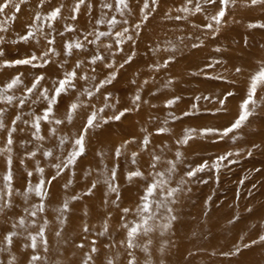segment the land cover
I'll return each mask as SVG.
<instances>
[{
    "label": "bare ground",
    "instance_id": "obj_1",
    "mask_svg": "<svg viewBox=\"0 0 264 264\" xmlns=\"http://www.w3.org/2000/svg\"><path fill=\"white\" fill-rule=\"evenodd\" d=\"M203 1L192 0L191 3H188L187 0H160L158 3H152L151 0H147L148 7H144L145 0H125L124 4L121 3V0H84L82 4L79 3V0H8V6L3 11H0V37L4 38L3 43H0V50L3 51V55L0 56V90H5L6 94L12 96L13 99L9 102L0 96V120L6 125V128H0V160L8 163V158L10 157L11 163H8V170L0 172V179L10 171L13 181L10 188L7 186L8 184H5V186L0 187V190L11 193L10 200L13 207L7 210V217L0 214V217H4L8 221V223H4L0 219V249H3L0 251V264H8L12 256L15 257L14 264H29L25 262V258L32 254H38L43 258L36 262V264H83L80 260L82 259L84 261L87 256L84 255V250H86L85 246L90 245V243H96L101 239L107 240V238H116L118 236L127 237L129 229L135 227L132 223L135 219V212L132 206L128 205L127 209H130V211L124 213L122 211L124 208H121L123 203L120 199L122 195L133 197L136 195L135 192H138L140 185H142L140 183L142 182L140 177L136 180H129L127 170H124L128 169L131 172L134 169H129L128 164H124L120 167L122 172L121 176H118L113 168V172L117 177V179L115 177L114 179L118 180L120 185H122L120 191L117 193L108 190L106 186L107 175L103 174L102 170L95 171V173L91 171L98 164L99 160L96 157L88 161L82 159V157H76L71 167L64 164L69 160L71 155L62 162L55 161L54 157L58 150H64L67 147L72 148L70 140L76 134V130L82 127L81 116L86 117L89 114L87 113L86 105L92 98L94 99L99 96L95 100H99L100 102H95V105L97 108L102 106L103 110L111 108L106 105L117 106L129 104L130 107L135 105L133 103V96H124V94H128V91L125 90L115 95L116 89L114 85H104L98 92L95 91L99 87L100 82L104 81L103 78L111 73L104 71L106 66L100 67L101 70H98L96 75L87 76L89 79H81L82 76H86L82 71L86 70L87 65L93 64V55L102 56L106 60L107 57H113L114 59L117 57L122 58L135 51V57L131 60L135 69L139 66H148L150 62H152V67L154 68L157 62L159 64L158 67L163 68L162 71H174L175 76L178 78L171 76L173 79H167L158 77V75L152 77L147 74L146 79L149 83L148 86H151V91L142 90L138 87V90L135 92L136 95L139 94V102L142 103L139 104L141 107L136 110L137 118H143L148 124H151L155 119L153 113L156 116L161 114V116L167 117L168 114L173 115L178 109L176 105L166 108L172 104L163 105L162 102L155 104V97L163 93L168 95L174 94L175 91L179 92L189 89L194 83L201 82L203 85L202 80H197L195 77L191 78L192 81L187 80L184 75L189 72V68L196 70L203 62L202 46H198L195 54H189L186 49L193 41L187 38L196 37L199 33L201 34L203 32L204 19L206 20L205 24L210 23L208 22V17L215 13V9L206 12L207 9ZM241 1L238 4L241 7L238 8L244 12L241 18H244L247 22L251 17L248 11H261L264 9V5L262 4L250 6V1H247L248 3ZM5 2L6 0H0V4H4ZM197 4L201 6L203 11H197L196 13L194 12L195 7L191 9V6ZM77 5L79 11H73L74 6ZM105 5L109 6L105 7ZM133 7L135 8L134 10ZM185 7L189 11H184L183 9ZM17 8L19 9L18 11ZM56 8L60 9V14L55 19H51L50 14ZM147 11H153L154 14L146 20L144 13ZM203 13L207 14L203 16ZM36 17H39V19H36ZM176 17L181 18L177 19ZM235 19H225L222 29H224V26L225 28L235 26ZM143 21L145 22L143 23ZM190 22L194 25H202L199 32L198 30L192 29ZM139 29L141 30L140 33L137 31ZM170 29H182L185 32L183 37L187 38L185 39L182 36L178 37ZM121 32L124 33L123 37L117 35ZM101 33H105V35H101ZM23 36H28V39H21ZM128 36H132L133 39L130 41L127 40ZM136 36L137 39L135 40ZM82 39L86 40L85 44L83 42H77V40ZM121 39L124 40V43H118ZM183 41L186 42L185 46L182 45ZM163 42L166 43L164 48H162ZM77 43L82 44L83 47L76 48L75 45ZM69 45L73 47L70 48ZM45 52H47L46 56L44 55ZM30 54H34L37 57L32 64L11 63L10 66H5L4 64L5 61L14 62L20 59H29L26 56ZM144 54H147L150 59H145ZM173 56L176 58L173 62L165 61L166 57ZM236 57V55L231 54L227 56V59L236 62ZM62 59L66 61L63 62ZM98 62L100 61L96 63ZM77 63H80L79 68H76ZM105 63L108 64L110 61ZM165 64H167V67H163ZM73 69H76V78L73 80L74 87L69 92L57 97V102L54 105H48L42 93L47 90L48 96L51 98L53 96L54 82L62 79L65 72H71ZM146 73L149 72H145L143 69V72H140V75L137 76H141L144 79ZM16 76H20L22 83L8 89L7 84ZM41 76L44 79L40 80L37 87L29 92L27 89L31 88L35 79ZM131 76L134 75L131 73ZM119 77L129 78L130 76L128 74L122 76V72H120ZM131 81L140 82L141 79L132 78ZM128 82L131 83L130 81ZM158 87H161L163 92L156 93L153 90ZM89 92H95V95H89ZM193 92L195 94L198 92L203 93V88H195ZM67 96H69V100L76 101L80 105L72 113L76 115V118H72L71 120L66 118L69 106V100H66ZM171 97L172 95L167 98ZM146 99H149V103L151 104L149 113H146L143 107V102ZM49 106L52 107V113L49 114V119L40 120L39 127L34 128V118L43 115L44 110ZM18 116L20 119H16ZM124 116L128 120L127 126H123L118 122L107 121L106 124H103L104 134L113 137L116 135L124 136V134H130L135 143L139 140L141 142L144 137L143 133L146 131L139 126L135 116ZM197 119L201 120V118ZM56 120H60L62 123L57 124L55 123ZM182 122L184 123V120H179V122L174 121V125L172 126L181 125ZM9 128L15 129V131L11 132V145L7 144V137L9 135L7 129ZM53 129L55 130L54 134ZM259 135L263 134L260 133ZM38 136L42 137V139H38ZM1 144H4V146ZM86 147L92 153L97 149L101 150L104 148L109 151L115 150L116 148L129 151L133 148L129 144L118 141H112L108 144L100 143L90 145V147L86 144ZM46 152H51L52 155H44ZM29 153H35V155L32 156ZM90 155L92 154L90 153ZM127 156L132 160L134 159L131 154ZM21 161L27 165H24ZM56 164H60L61 169L56 179L51 183H47L49 189L46 196L42 197L35 192H28L26 197L22 195V193L27 191L29 185H36L40 182L41 173L37 171L38 168L45 167L43 170V178L47 182L51 178L50 176L57 173L54 172V170L56 171L54 167ZM113 165L115 166V164ZM23 167H26L25 172L31 173V175L25 174V172L20 173ZM142 167L144 168L145 166L142 165ZM107 168L109 170L112 168V165H108ZM86 169L89 170V173L84 176L82 173ZM159 169L160 166L155 167V170ZM81 170L82 172H80ZM17 174H23L24 180L17 181L15 176ZM71 175L73 177L78 175L83 177L84 181L89 183V187L100 194L99 198H97L100 202H97L96 207L94 206L92 209L89 207L88 202L84 203V201L80 202L75 199H69L67 201L68 208L64 212V215L65 218H70V221L69 223L64 222L62 224L57 220L61 214L58 209L65 202L64 197L60 195H71L77 186L75 179L73 177L71 179ZM147 183L150 184L149 182ZM93 184H95V187H92ZM153 197V202L164 200L165 192L162 193L156 190L149 197V200H152ZM113 201L116 203L114 204ZM141 202L144 204L142 199ZM37 206L43 207L44 210L42 212L47 211L50 218L44 229L45 231L43 229H36L32 231V235H36L38 231H43L47 239V251L41 249L42 246L40 245L39 236H37V248L35 250L29 251L24 247L26 243H29L28 229H32L31 222L39 219L41 216L40 211L38 212L37 210ZM82 208L88 210L95 217V222L88 224L89 229L91 228L93 230L92 233H90V230L87 232H82L81 230L76 231L72 227V223L75 220L73 215L79 214L78 212ZM25 209L37 211V215L30 217L28 212L24 211ZM17 211L22 212L23 215H16ZM156 211L160 210L157 209ZM263 211L264 206H261L257 211L243 217L242 222L239 220L236 223H227L221 230L209 236L215 242L222 245L221 248H226V246L230 245V238L235 236L240 229L247 231H252L253 229L256 232L258 225L257 228L252 226L255 223L258 224V219H255ZM171 213L172 216L180 214L178 210H172ZM223 214L222 209L216 210L211 207L208 210V215L213 219L221 218ZM157 215H159V212H157ZM22 216H24L25 225L16 229L20 235L13 238V243L10 248L5 247L3 242L4 236L2 237V235L11 227L12 222L19 220ZM106 217L113 218L115 222H106ZM120 224L123 225L120 227ZM124 225L128 227L126 228ZM81 226H84V224ZM177 226L176 222H172V228H176ZM105 228H107V231H105ZM178 229L185 230L186 225L181 223ZM164 230V227L155 226V229L147 232V234L152 236L156 232ZM58 231L60 232L59 236L56 235ZM23 232H27V234ZM101 232H104V234L101 235ZM233 232L236 233L233 234ZM134 238L132 239L134 247L129 248L130 250L126 249V252L123 249L117 250L116 255L122 256V254L129 255L131 253L132 255L129 256L132 258L137 257L140 250L145 251L147 244L144 241L139 243ZM74 242L79 245L82 244L83 247L81 248L78 245L76 249V247H73ZM119 248L121 246L116 245L114 249ZM240 250H242L241 246ZM104 251L101 253H112V247L104 246ZM262 252H264V242L260 245L251 246V250L247 254L241 251L243 255H257ZM99 254V251L93 252L91 255L92 259L93 257L97 258ZM165 254L166 251L158 247L148 251L145 256L149 257L148 260L157 261L158 258ZM164 260L167 263L168 257H165ZM171 264L173 263L171 262Z\"/></svg>",
    "mask_w": 264,
    "mask_h": 264
},
{
    "label": "rangeland",
    "instance_id": "obj_2",
    "mask_svg": "<svg viewBox=\"0 0 264 264\" xmlns=\"http://www.w3.org/2000/svg\"><path fill=\"white\" fill-rule=\"evenodd\" d=\"M151 1L152 3H158L160 0ZM239 1L240 0H235V3L229 6L221 24L217 25L214 21L208 19V22H212L214 27L207 28L205 27L207 23L205 24L206 20L204 19L203 32H201V34L199 33L200 35L198 34L196 37H183L185 35V32L182 31L183 28L177 30L170 29V31L178 35V37L182 36L185 39L193 40L191 45L186 47L189 54H195V51L198 50V46L203 47V62L201 66L196 70L189 68V72L184 74L186 76L185 79L191 80V78L195 77L197 80H202L203 85L201 82L194 83L189 89L179 92L175 91L174 94L168 95L163 93L154 98L156 101L155 104H157V102H162L163 105H169L168 102L170 100L179 97V100L171 106L166 107L170 108L176 105L178 109L173 115L168 114L166 117L161 116V114L156 116L153 113L155 119L151 124H148L143 118H137L138 115L136 110L141 107L139 104H142L139 102L140 100L136 102L133 107H130L129 104H125L103 110L102 106L97 108L95 105V102H100L99 100H95L99 97L97 96L87 103L86 110L89 114L86 117L81 116L80 120L82 122V127L76 130V134L70 140V145L72 148H75V140L77 138L83 139L84 151L78 158L82 157V159L88 161L96 157L99 160L98 164H96L91 171L95 173V171L102 170V173L107 175V180L112 179L111 176H113L114 173L113 168L116 174L121 176L122 172L120 167L124 164H128L129 169H134L131 172L138 170L143 173L142 176L132 178V180H136L140 177L142 180V182H140L142 185H140L138 192H135L136 195L133 197L122 195L120 198L123 203L121 208L125 209L128 205H131L135 212V219L132 222L133 225H141V230L134 240L139 241V243L144 241L147 244L145 246V251L140 250L137 254L138 256L134 257L135 264H171V262L173 264H264V252L257 255H243L241 253V251H243L247 254L248 251L251 250V246L260 245L264 242V240L260 239L261 236H264V211L259 213L255 219H258V224L255 223L252 226L257 228L258 225L256 232L253 231V229L252 231L240 229L237 233L233 232V234H236L230 238V245L226 246V248H221L222 245L215 242L211 236H209L221 230L227 223H236L239 220L242 222V218L247 214L253 213L261 206H264V84L256 88L254 96L256 104L248 105L253 115L250 116L241 127L221 138L223 130L229 127L239 117L241 112L240 106L248 96L250 77L259 70L261 64H264V28L258 26L264 24V9L261 11H248L251 17L247 22L244 18H241L244 12L239 10L241 7L238 6L240 3ZM247 1L250 0H242L241 2L248 3ZM203 4H205V8L207 9L206 12L214 9L204 1ZM249 5L254 6L251 5V3ZM194 7H196V5L191 6V9ZM134 9L133 7V10ZM194 12L197 13L195 10ZM153 14V11H147L144 13V17L147 20ZM206 14L207 13H203V16ZM227 18H236L234 21L235 26L228 28L224 26V29H222V25ZM145 21H143V23ZM190 24L192 29L198 30V32L202 28V25H194L191 22ZM252 24L257 25V27H249V25ZM213 29L217 30L213 31ZM137 31L140 33L141 30L139 29ZM136 39L137 36L135 37V40ZM77 42H83V44H85L86 40H77ZM165 45L166 43L163 42L162 48H164ZM182 45L185 46L186 42L183 41ZM193 45L198 46L194 47ZM217 49L220 51H217ZM190 50L193 51L190 52ZM135 54L136 52L133 51L131 54L122 58L117 57L114 59L113 57H107L104 61L87 65L86 70L82 72H84L86 76L96 75V72L101 70L100 67L106 66L107 64L105 62L110 61L113 67H106L104 71L114 72L115 79H113L109 85H114L116 89L115 95L125 90L128 91V94H124L125 97H135V92L138 90V87L142 90L151 91V86H148L149 83L146 79L147 74L152 77L158 75V77L167 79L178 78L175 76L176 74H174V71H162L163 68H159L157 62L154 68L152 67V62H150L148 66H139L137 69L134 68L132 61L124 63L126 57L131 55L133 59ZM231 54L237 56L235 58L237 60L236 62L227 59V56ZM33 55L34 54H30L26 56V58H31ZM144 56L145 59H150L147 54H144ZM175 59L176 58L172 59L171 62ZM62 60L63 62L66 61L65 59ZM165 61L168 62L169 57H166ZM121 64H124L122 68L120 67ZM236 68H240L241 71L237 73L235 71ZM143 69L145 72H149L144 75V79L141 76H137L140 75V72H143ZM120 72H122V76L128 74L130 77L118 78ZM131 73L134 76H131ZM108 76L109 75L105 76L103 80ZM171 76H173V78H171ZM132 78H140L141 81L132 82ZM201 87L203 88V93L198 92L195 94L193 92L195 88L201 89ZM153 90H155L156 93L163 92L161 87L154 88ZM228 93H232V95L228 96ZM171 95V98H167ZM197 97H199V99H197ZM224 97H227V99L221 104L219 101ZM66 100H69V96L66 97ZM70 102L73 101L69 100L68 103L70 104ZM149 102V99L143 102L146 113H149L151 110V104ZM193 105H195V108H193ZM125 108L129 109L125 115L135 116L139 126L146 131L143 133L144 137L141 142L139 140L135 143L130 134H124V136L116 135L115 137L104 134L103 124H106L107 121L118 122L123 126L128 125V120L125 116L121 117L120 120L109 119V117L118 114ZM92 113L97 114L95 121L97 126L88 128L86 132H82V129L87 127V117ZM184 113L191 114L185 115ZM72 118H76V115L72 114ZM197 118H201V120ZM164 119L166 120L163 121ZM179 120H184V123L182 122L181 125L172 126L174 125V121L179 122ZM160 128H165L167 131L159 132L158 129ZM208 128L219 131L201 134L203 129ZM189 129L195 130L191 134V139H189L187 143H178V141L184 138L186 130ZM260 133L263 135H259ZM145 137L148 138L147 146L143 143ZM112 141L122 143L131 141L126 144L133 146V148L129 151L120 148L109 151L104 148L101 150L97 149L94 153L86 149V144L90 147V145H97L100 143L108 144ZM1 145L4 146V144ZM68 148L70 147L64 150H58L54 160L62 162L69 157L74 149ZM177 152L181 153L179 157L176 155ZM229 152H231L232 155L229 156L227 160L219 161V167L212 166L213 163L217 161V157L226 155ZM90 153L92 155H90ZM134 153L136 154L135 156H133ZM128 154L129 156L131 154L134 159H130L127 156ZM150 162L153 165L152 167L149 166ZM173 163L175 164V169L170 172L169 168ZM205 163H207L208 167L205 168L204 171L198 172L194 177L186 176L188 170L194 169ZM23 164L27 165L25 163ZM64 164L71 167L68 161ZM113 164H115V166ZM108 165H112V168L109 170L107 168ZM142 165L145 167L141 168ZM156 166H160V169L155 170ZM0 167V172H4V170H8V163L0 160ZM26 167H23L20 173L25 172ZM40 169L44 170L45 167H40ZM60 169H56L54 172L56 173L60 171ZM124 170H127L128 176L130 171L128 169ZM80 172H82V170ZM157 172L162 175L156 176ZM87 173H89L88 169L82 174L85 176ZM25 174L28 173L25 172ZM15 176L17 181L24 180L23 174H17ZM4 177L5 176L0 179V187L8 184ZM72 177L73 175H71V179L74 178L77 185H75V191L71 195L60 196L64 197L65 201L75 198V200L80 202H88L89 207L92 209L94 206L96 207V203L100 202L99 199H97L100 194L90 188L89 183L85 182L84 178L80 175ZM114 177L117 179L115 174ZM116 179H114V186L118 187L120 191L122 185H120V182ZM153 180L166 181V183L156 189L162 193L165 192L164 200L153 202V197L152 200H149L150 210H145L143 213H140L137 211V208L143 207L141 197L146 195L145 189L149 186L147 182L152 183ZM182 180L185 182L181 183ZM12 181L13 179L11 183ZM106 186L109 190L107 183ZM176 188L180 190L175 192L174 195H169V192ZM48 189L49 185L47 184L44 191L48 193ZM211 207L216 210L222 209L224 212L223 216L217 219L210 217L208 215V210L211 209ZM157 209L161 212L156 211ZM169 209L171 211L178 210L180 212L179 215L175 216V220H170L172 213L171 211L169 212ZM157 212H159V215H157ZM19 213L20 211H17L16 215H23L22 212ZM39 213L41 215L39 219L34 220L35 223L31 222L32 229H28V232L31 234L33 233L32 231L36 229L44 230L50 218L47 211L44 213L40 211ZM78 213L79 214L73 215L75 218L72 223L73 229L76 231L81 230L82 232L85 231L84 229H87V231L90 230V233H92L93 230L91 228L89 229L88 224L94 223L95 217L91 215L88 210L83 208ZM60 216L61 214L59 217ZM23 217L24 216H22V218ZM0 219L5 223L6 220L4 217H0ZM57 220L61 222V219ZM145 220L147 223H142ZM69 221L70 218H65L63 214L62 224H64V222L69 223ZM106 222L110 223L115 221L111 217H106ZM172 222H176L178 226L183 223L186 225V229L179 230L178 226L172 228ZM82 224H84V226H81ZM166 224H170V227L165 228L164 225ZM42 225L44 226L43 228L41 227ZM121 225L123 224H120V227ZM155 226L164 227L165 230L156 232L152 236L143 231L144 227H148L150 231H153ZM23 233L27 234V232ZM253 241H255V243H253ZM246 244L248 247H245ZM73 245V247L77 249L79 244L74 242ZM116 245L121 246V248L114 249ZM92 246H95L100 254L97 258L93 257L92 261H89V264H107L109 259L113 260L114 264H125L131 259L129 255H116L117 250L123 249L125 252L126 249L130 250L127 246V237L118 236L116 238H107V240L101 239L96 243H90V245L85 246L86 250H84V255L93 254V252L88 251ZM104 246H111L112 253H101L105 252ZM240 246L242 250H240ZM158 247L164 249L166 254L158 258L157 261L148 260L149 257L145 256V254ZM237 248L239 249L238 253H236ZM27 249L33 251L36 248ZM41 249L47 251L48 247L47 250H45L44 247H41ZM224 253L229 254L225 255ZM32 255L25 258L26 263H29ZM165 257H168L167 263L164 260ZM80 262L83 263V260L81 259Z\"/></svg>",
    "mask_w": 264,
    "mask_h": 264
},
{
    "label": "snow or ice",
    "instance_id": "obj_3",
    "mask_svg": "<svg viewBox=\"0 0 264 264\" xmlns=\"http://www.w3.org/2000/svg\"><path fill=\"white\" fill-rule=\"evenodd\" d=\"M187 2L191 3L192 0H187ZM204 2L206 4H208V5H211L215 9V13L210 15L208 17V19H210L211 21H214L217 25H219V24L222 23L223 17L225 16L226 11L229 9V6L233 5L235 3V0H204ZM79 3L80 4L84 3V0H79ZM121 3L124 4L125 0H121ZM250 3H251V5H257V4L264 5V0H250ZM7 6H8V0H6V2L4 4H0V11H3ZM108 6L109 5H105V7H108ZM144 7H148L147 0H145ZM18 10L19 9L17 8V11ZM183 10L186 11V12L189 11V9L187 7H185ZM73 11H79L78 5L74 6ZM195 11H203V9L201 8V6L199 4H197L196 7H195ZM59 14H60V9L56 8V9H54L51 12L50 18L51 19H55ZM176 18L180 19L181 17H176ZM36 19H39V17H36ZM258 26L261 27V28H264V24H260ZM137 27H139V25H137ZM205 27L213 28V25H212V23H207L205 25ZM249 27H257V25L252 24V25H249ZM216 30L217 29H213V31H216ZM101 35H105V33H101ZM117 35L120 36V37H123L124 33L121 32V33H118ZM3 39H4L3 37H0V43H3ZM21 39L27 40L28 36H23V37H21ZM132 39H133L132 36H128L127 37V40H129V41L132 40ZM118 43H124V40L121 39L120 41H118ZM193 46L197 47L198 45H193ZM69 47L71 48L73 46L69 45ZM75 47L76 48H80V47H83V45L80 44V43H77L75 45ZM109 47H111V46H109ZM121 51H122V49H121ZM217 51H220V50L217 49ZM2 55H3V51L0 50V56H2ZM44 55L46 56L47 52H45ZM174 58H175L174 56L173 57H169V62H171V60L174 59ZM35 59H37V57H35V55H33L29 59H20V60L14 61V62L5 61L4 64H5V66H10L11 63H15V64H32ZM131 59H132V56L129 55L128 57H126L124 63H129L131 61ZM103 60H104V57H102V56H97V55H93L92 56V63L93 64H95L97 61H103ZM123 66H124V64L120 65L121 68ZM79 67H80V63H77L76 68H79ZM106 67L112 68L113 64L109 63V64L106 65ZM163 67H167V64L163 65ZM235 71L237 73H239L241 71V69L240 68H236ZM75 78H76V69H73L71 72H65L62 79L58 80L57 82H54L53 96L51 98H49V96H48V91L45 90L42 93V96L47 101L48 105H54L57 102L56 101L57 97H59L63 93L69 92L70 89L74 87L73 80ZM42 79H44V77H42V76L41 77H37L35 79L34 83L32 84V87L27 89V90L29 92H31L33 89H35L37 87V85L39 84L40 80H42ZM81 79H85L86 80V79H89V77L82 76ZM113 79H115V74L114 73H110L109 76L106 77L104 81L100 82L99 87H97L95 89V91L98 92L100 90V88L104 87V85L110 84ZM20 83H22V80H21L20 76H16V77L12 78L10 83L7 84V88L11 89L15 85H18ZM261 84H264V64H261L259 70L250 77L249 88H248V96H247V99L240 106L241 107V112L239 114V117L229 127L225 128L223 130V132L221 133V138L223 136H227L230 132H233L235 129H238L239 127H241V125L248 119V117L253 115V112L249 110L248 105L249 104H253V105L256 104V100L254 99L255 91H256V88L258 86H260ZM89 95H95V92H89ZM227 95L231 96L232 93H228ZM0 96H2L3 99H5L6 101H9V102H11L12 99H13L12 96H9V95L6 94L5 90H0ZM197 99H199V97H197ZM205 99H207V98H205ZM225 99H227V97H224L219 102L221 104H223ZM139 100H140V96H139V94H137L133 98V103L136 104V102H138ZM177 100H179V97L175 98L174 100H170L168 103L171 105V104L175 103ZM106 106L115 107V105H106ZM79 107H80V105L77 102H75V101L70 102V104L68 106V113H66V118L68 120H71L72 119V115L71 114L74 113ZM193 108H195V105H193ZM128 111H129V109L125 108L123 111H120L118 114H115L112 117H109V119L120 120L121 117H123L125 115V113H127ZM50 113H52V107L51 106L47 107L44 110L43 115L34 118L33 127L34 128H38L40 120H48ZM184 114L185 115H190L191 113H184ZM96 118H97V114L96 113L90 114L87 117V119H86L87 127L83 128L82 132H86L88 128L96 127L97 126L96 123H95ZM173 118H175V117H173ZM16 119H20V117L18 116V117H16ZM25 123H27V121H25ZM55 123L60 124V123H62V121L56 120ZM0 128H6V125L3 123L2 120H0ZM7 130L9 132V135L7 137V144L11 145V143H12L11 132L15 131V129L9 128ZM52 131H53V134H54L55 130L53 129ZM158 131L159 132H165V131H167V129L160 128V129H158ZM194 131L195 130H192V129L186 130V134H185L184 138L182 140L178 141V143H187L188 140L191 139V134ZM216 131H219V130L208 128V129H203L201 134H207V133L216 132ZM38 139H42V137L38 136ZM130 142L131 141H128L126 143H130ZM83 143H84V141H83L82 138H77L75 140L76 147L74 148V150H73V152L71 154V157L68 160L69 164L74 163L75 162V158L83 154V151H84ZM143 143H144L145 146H147V143H148V138L147 137L144 138ZM29 154L32 155V156L35 155V153H29ZM44 155L51 156L52 153L51 152H46V153H44ZM135 155L136 154L134 153L133 156H135ZM176 155H177V157H179L181 155V153L177 152ZM231 155H232V153L229 152L226 155L217 157V161L214 162L212 166L213 167H219V161L227 160L228 157L231 156ZM8 163H11V158L10 157L8 158ZM149 166L150 167L153 166L151 164V162H150ZM54 167L57 170H59L61 165L60 164H56V165H54ZM207 167H208L207 163L199 165V166H197L194 169L188 170L186 172V176L187 177H194V176H196V174L198 172L204 171V169L207 168ZM174 169H175V164L173 163L172 166L169 168V171L171 172ZM37 171L41 173L40 182L38 184H36V185H29V187L27 188V191L22 193L23 196L26 197L28 192H35L37 195H41L42 197L46 196L47 192L44 191V188L46 187V183H51L59 175V171H57V173L55 175H52L51 178L47 182H45V180L43 178V169L38 168ZM28 175H31V173H28ZM142 175H143V173H141L140 171L137 170V171H134V172H130L128 174V179L131 180L133 177L142 176ZM160 175H162V174L159 173V172L156 173V176H160ZM4 179L8 182L7 186L10 188L11 187V180H12V173L10 171L7 172L5 177H4ZM184 182L185 181H183V180L181 181V183H184ZM106 183L108 184L109 191L117 192V193L119 192L118 187L114 186V173H113L112 179L107 180ZM164 183H166V181H164V180H153V182L149 184V186L145 189L147 195L141 197V199L144 201L143 207H138L137 208L138 212L143 213L145 210H150V204L148 203L149 197L156 191V189L158 187H161ZM65 187H67V185H65ZM92 187H95V184H93ZM179 190H180L179 188L172 189L169 192V195H174L175 192H177ZM89 194H90V190H89ZM10 196H11L10 192H7L5 190H0V214H3L5 217H7V210H9V209H11L13 207V204H12V202L10 200ZM113 203L115 204L116 202L113 201ZM37 208L41 212L44 210L43 207H41V206H37ZM67 208H68V203H67V201H65L63 206L60 209H58V211L61 213V216L58 217V219H61V223H63V214L67 210ZM25 211L28 212V215L30 217H34V216L37 215V211H30L29 209H25ZM122 211L124 213H127L128 211H130V209L125 208ZM170 211L171 210L169 209V212ZM175 219H176L175 216H170V220H175ZM32 222L35 223V221H32ZM5 223H8V221L6 220ZM142 223L146 224L147 221L145 220ZM23 225H25L24 218H20L19 220L11 223V227L4 234V241L3 242H4V246L5 247H9V248L11 247V245L13 243V238L18 236V235H20V233L17 232L16 229L18 227H20V226H23ZM41 227L43 228L44 226L42 225ZM124 227L127 228L128 226L124 225ZM164 227L168 228V227H170V224H166V225H164ZM84 230L87 231V229H84ZM140 230H141V225L140 224H137L135 227H131L129 229L128 234H127V246L129 248L134 247V244L132 243V239L134 238V236ZM105 231H107V228H105ZM143 231L144 232H148V231H150V228L144 227ZM100 234L103 235L104 232H101ZM56 235L59 236L60 232L59 231L56 232ZM37 236L40 237V245L42 247H44L45 250H47V239H46V237H45V235H44L42 230L38 231L36 235H32L31 233H29L28 234L29 243H26L24 245V247H26V248H37V243H36ZM260 239L264 240V236H261ZM253 243H255V241H253ZM79 247L82 248L83 245L81 244V245H79ZM245 247H248V245L246 244ZM2 250L3 249H0V251H2ZM90 251L91 252H96L98 250L95 247H92ZM238 252H239V249L237 248L236 249V253H238ZM224 254L228 255L229 253H224ZM232 254H235V253H232ZM129 255L131 256L132 254L129 253ZM41 259H43V258L40 255L33 254L30 257L29 264H36V262L40 261ZM91 260H92V256L90 254H88L86 256L85 260L83 261V264H89V261H91ZM14 261H15V257L12 256L11 259L8 261V264H14ZM107 264H114V261L109 259ZM128 264H135V258L132 257L129 260Z\"/></svg>",
    "mask_w": 264,
    "mask_h": 264
}]
</instances>
